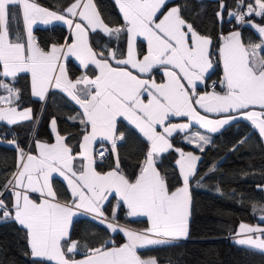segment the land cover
<instances>
[{"label": "snow or ice", "instance_id": "1", "mask_svg": "<svg viewBox=\"0 0 264 264\" xmlns=\"http://www.w3.org/2000/svg\"><path fill=\"white\" fill-rule=\"evenodd\" d=\"M234 3L229 16L253 29L258 42L245 43L241 31H232L222 34L214 49L211 37L200 34L179 6L163 12L167 0H115L123 20L116 27L102 18L93 0H73L59 12L36 0H0V122L11 126L32 118L31 109L19 111L16 106L19 74H30L33 97L45 100L50 90H59L79 109L69 117L80 128L78 151L68 143L71 134L60 135L55 119V142L36 140L35 153L9 141L16 144L17 170L0 192V197L11 193L7 201L0 198V214L25 231L34 264H159L156 258H142L138 249L187 237L189 185L200 159L176 147V137L203 152L211 141L200 130L215 133L243 120L264 138V0ZM225 7L221 0L217 16L222 17ZM53 22L66 25L68 36L42 47L33 26ZM105 36L108 40L101 46ZM70 61L81 69L75 79ZM215 66H222V75L209 91L208 75ZM122 122L146 142L138 171L126 174L118 154L111 170L97 171L96 156L103 159L108 151L104 145L116 153L125 140ZM171 151L178 154V176L174 173L173 178L182 181L174 190L157 164L158 157ZM57 176L66 182L70 198L54 188ZM112 199L116 204L109 219L103 204ZM121 209L129 218L146 217L148 226L136 231L120 225ZM77 214H89L86 218L122 233L125 242L88 246L84 257L76 259L80 245L72 239L70 226ZM260 220L264 223V215ZM237 235L245 238L236 243L264 250V227L241 222Z\"/></svg>", "mask_w": 264, "mask_h": 264}, {"label": "trees", "instance_id": "2", "mask_svg": "<svg viewBox=\"0 0 264 264\" xmlns=\"http://www.w3.org/2000/svg\"><path fill=\"white\" fill-rule=\"evenodd\" d=\"M37 3L53 11H61L73 0H36ZM102 18L112 27L123 23L122 16L117 9L115 0H94ZM247 2V0H246ZM221 0H170L167 6L177 5L181 8L182 16L193 24L202 35L210 36L213 48H218L220 36L233 30L242 32L245 43L257 41L254 30L238 25L235 19L229 16L230 11H235L234 0H223L226 7L222 17L217 16L220 11ZM258 17L255 18L259 22ZM21 24V28H22ZM36 40L42 47H50L52 43L63 42L68 36V30L60 23L47 27H36L34 30ZM102 35V34H101ZM108 37L100 40L101 46ZM95 38L93 43H95ZM116 47V41H112ZM68 68L73 73V78L81 73V69L74 61H70ZM222 74L220 66H215L208 75L209 79ZM28 74H19L14 86L20 91L17 105L20 107L31 106L33 116L29 120L7 126L0 122V192H4V185L11 179L17 170L18 153L16 144L23 149H31L35 140L52 141L49 122L54 118L60 134L72 137L68 140L70 146L78 151V133L80 128L73 127L69 117L75 116L78 107L62 93L51 90L45 102L37 101L30 95ZM12 83V81H10ZM208 90H210L208 88ZM120 131L125 134V140L120 142L115 153L120 160L122 170L131 175L138 171V163L144 158L147 151L146 142L139 133L122 122ZM15 140L16 144L9 141ZM211 142L201 152L193 145L181 143V137H176V147L184 151H193L200 155L197 170L190 181V216L189 223L193 230L198 232L188 240H174L168 245L150 246L138 249L142 258H156L159 264H239L232 257L229 248L239 249L264 258V252L243 246L230 244L229 240L222 241L228 236H235L241 222L245 224H258L264 215V191L258 190L264 185V142L248 121H234L224 126L220 131L213 133ZM177 153L171 151L162 154L157 159L159 170L167 174L168 179L175 187L177 182L173 178L178 176L175 167ZM107 164L96 162L97 169L104 171L115 162L111 153ZM54 188L61 193L62 198L70 193L67 186L59 178L53 180ZM6 201L11 198L10 191L4 197ZM115 200L107 202L103 211L110 218L115 205ZM255 206V211L253 207ZM118 223L132 227L136 230L146 228L145 218L134 219L126 217L125 210L117 213ZM87 216H80L73 220L70 227L71 237L79 242L80 248L76 256L84 255L87 247H98L101 244L120 245L124 242L122 233H112L104 224L93 221ZM221 241V242H220ZM0 264H34L26 239V233L14 219L5 220L0 214ZM253 264H264L263 261Z\"/></svg>", "mask_w": 264, "mask_h": 264}, {"label": "crops", "instance_id": "3", "mask_svg": "<svg viewBox=\"0 0 264 264\" xmlns=\"http://www.w3.org/2000/svg\"><path fill=\"white\" fill-rule=\"evenodd\" d=\"M168 1H170V0H167V2ZM93 3L95 4V2H94V0H93ZM39 4V3H38ZM39 5H41V4H39ZM41 6H43V5H41ZM117 6V5H116ZM174 6H177V5H174ZM174 6H169L167 9H165V10H163V12H167L170 8H172V7H174ZM44 7V6H43ZM45 8H47V9H49V10H52V9H50V8H48V7H45ZM117 9H118V7H117ZM96 10H97V8H96ZM98 11V10H97ZM99 12V11H98ZM58 23H60V24H62V25H64L62 22H53L52 24H50V25H54V24H58ZM21 24H22V21H21ZM50 25H42V24H36V25H34L33 26V35H34V30H35V28L36 27H47V26H50ZM65 27H66V29L68 30V28H67V26L66 25H64ZM112 27V26H111ZM69 31V30H68ZM35 36V35H34ZM225 36H227V34L225 35ZM36 38V37H35ZM218 47H219V45H218ZM75 62V61H74ZM77 65H78V62H75ZM220 68L222 69V66H220ZM213 71V70H212ZM211 71V72H212ZM210 72V73H211ZM80 75V74H79ZM78 75V76H79ZM28 78L30 79L29 80V89H30V95H31V97L33 98V99H35V100H37V101H42V102H45L46 101V99H47V96L49 95V93H50V91L47 93V95H46V99L45 100H40L38 97H33L32 96V94H31V77H30V74H28ZM73 78V77H72ZM76 78V77H75ZM75 78H73V79H75ZM157 79H159L158 77H157ZM11 81V79H9V83H11L10 82ZM201 87V90H203V85H201L200 86ZM52 90H55V89H52ZM212 89H210L209 91H211ZM55 91H58V92H60L59 90H55ZM61 93V92H60ZM63 94V93H62ZM64 96H66L67 97V95L66 94H63ZM69 100H70V98L69 97H67ZM71 101V100H70ZM71 102H73V101H71ZM74 103V102H73ZM75 104V103H74ZM76 105V104H75ZM16 106L18 107V110L19 111H23L24 109H31L32 110V108H31V106H29V107H27V106H25V107H20V106H18L17 105V102H16ZM77 106V105H76ZM78 107V106H77ZM31 116H33V110H32V112H31ZM210 118H217V117H210ZM54 118H51L50 119V122H49V130H51V133H52V141L51 142H48V143H54L55 142V136H54V134H53V132H52V120H53ZM23 121H25V120H23ZM56 121V120H55ZM21 121H19L18 123H20ZM174 122H177V121H174ZM3 124H5V125H7L6 123H4V122H2ZM18 123H16V124H18ZM125 123H127V122H125ZM232 123V122H231ZM250 123V122H249ZM251 124V123H250ZM15 125V124H14ZM8 126V125H7ZM130 126V125H129ZM224 126H226V125H224ZM224 126H222V127H220L216 132H218V131H220ZM197 127L198 126H194V128H193V131H196L197 130ZM253 127V126H252ZM56 128H57V123H56ZM200 131H202V132H204V134L205 135H207L209 138H210V140H211V137H212V134L213 133H211V132H206L205 130H200ZM258 131V130H257ZM215 132V133H216ZM60 135H62V134H60ZM64 136V135H63ZM2 139H1V137H0V141H1ZM262 140H263V142H264V138H262ZM36 141V140H35ZM35 141H34V144L32 145V147H31V149H29V150H31L33 153H35ZM43 141V140H42ZM47 142V141H46ZM188 144V143H187ZM189 145H192V144H189ZM207 146V145H206ZM205 146V147H206ZM196 149H198V148H196ZM192 151V150H191ZM187 152V151H186ZM193 152V151H192ZM194 153V155H197V156H199L200 157V155H198V154H196L195 152H193ZM113 155H114V160H115V162H116V157H115V153H113ZM144 158V157H143ZM159 158V157H158ZM157 158V159H158ZM177 158H178V154H177ZM115 162H114V164L112 165V166H109V167H107V169L106 170H104V171H100V170H98L97 169V164H96V169H97V171H100V172H107V171H109V170H111L114 166H115ZM198 162V161H197ZM57 178H59L63 183H65L66 184V182H64L63 181V178H61V177H58L57 176ZM67 186V185H66ZM181 186V185H180ZM262 188H264V185L262 186ZM190 185H189V192H190ZM116 202V201H115ZM107 202H105L104 204H103V207H104V205L106 204ZM116 204V203H115ZM115 206V205H114ZM113 212V211H112ZM89 214H77V216L76 217H74L73 218V220L74 219H76L77 217H80V216H88ZM106 216V215H105ZM111 218V217H110ZM109 218V219H110ZM131 218H134V219H141V218H145L146 220H147V218L146 217H131ZM105 226H106V224H104ZM120 225H122V226H124V227H127V228H130V227H128V226H126V225H123V224H121L120 223ZM248 225H250V226H253V227H264V223H262V222H260V223H258V224H250V223H248ZM71 227V226H70ZM132 228V227H131ZM239 228V227H238ZM132 229H134V228H132ZM145 229V228H144ZM144 229H142V230H144ZM109 230V229H108ZM134 230H136V229H134ZM142 230H136V231H142ZM110 231V230H109ZM239 231V230H238ZM113 233V232H112ZM198 234V232L196 231V230H193L191 227H190V223L188 224V234H187V237L186 238H180V239H178V240H182V241H185V240H188V239H190V238H193L192 236H195V235H197ZM248 235H253V238H255V236L257 235V234H248ZM243 238H245V236L244 235H235V236H231V240H230V244H234V245H236V246H243V247H246V248H251V249H254V250H257V251H262V252H264V250H261V249H257V248H255V247H253L252 245H241V244H238V243H236V241L238 240V239H243ZM174 241V240H173ZM125 242V241H124ZM123 242V243H124ZM112 245H110L109 247H111ZM116 246H119V245H116ZM146 247V246H145ZM140 249H143V248H140ZM229 250H232V252H231V257H232V259L233 258H237V257H239V256H242L243 257V259L244 260H249L248 262H250V261H255L256 259L255 258H257V259H259L258 261H255V262H260V261H263L264 262V258L263 257H259V256H257V255H254V254H251V253H246V252H243L242 250H239V249H233V248H229ZM78 252H79V250H78ZM77 252V253H78ZM241 252V253H240ZM243 253V254H242ZM249 255H251V256H249ZM234 256V257H233ZM245 256H249L248 258L247 257H245ZM84 257V255H79V256H76L75 255V258L76 259H82ZM145 259H147V258H145ZM166 264V263H165Z\"/></svg>", "mask_w": 264, "mask_h": 264}, {"label": "built area", "instance_id": "4", "mask_svg": "<svg viewBox=\"0 0 264 264\" xmlns=\"http://www.w3.org/2000/svg\"><path fill=\"white\" fill-rule=\"evenodd\" d=\"M222 74L219 75V77L221 76ZM219 77H213L211 79H209V82H208V85H209V89H211V85L214 81H217L218 82V79ZM159 78V77H158ZM97 147V151L100 150V145L97 144L96 145ZM105 148L108 149V151L105 153V156L103 157V159H101V157L99 155L96 156V162H99V163H104V164H107V162L109 161L108 159L110 158V155H111V145L110 144H106L104 145ZM25 152H28L29 151V147L25 148L24 149ZM227 240H231V236H228L227 238L223 239L222 241H227ZM221 242V241H220Z\"/></svg>", "mask_w": 264, "mask_h": 264}, {"label": "rangeland", "instance_id": "5", "mask_svg": "<svg viewBox=\"0 0 264 264\" xmlns=\"http://www.w3.org/2000/svg\"><path fill=\"white\" fill-rule=\"evenodd\" d=\"M233 31H239V30H233ZM230 32H232V31H230ZM230 32H228V34L230 33ZM227 34V35H228ZM146 247H150V246H146ZM241 253V252H240ZM243 254V253H242ZM249 256H251V255H249ZM248 256V257H249ZM234 257V256H233ZM245 257H247V256H245ZM247 257V258H248ZM256 260L255 261H258L259 259H257V258H255ZM233 260L236 262V263H239V264H253V263H255V261H250V262H248L247 260H244L243 259V257L242 256H239V257H235V258H233Z\"/></svg>", "mask_w": 264, "mask_h": 264}]
</instances>
